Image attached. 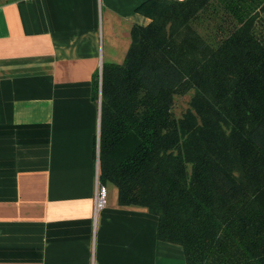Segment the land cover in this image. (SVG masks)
<instances>
[{
	"label": "trees",
	"instance_id": "1",
	"mask_svg": "<svg viewBox=\"0 0 264 264\" xmlns=\"http://www.w3.org/2000/svg\"><path fill=\"white\" fill-rule=\"evenodd\" d=\"M139 11L151 23L93 82L101 184L157 215L158 238L181 245L187 264H264V0ZM190 91L178 118L174 98Z\"/></svg>",
	"mask_w": 264,
	"mask_h": 264
},
{
	"label": "crops",
	"instance_id": "2",
	"mask_svg": "<svg viewBox=\"0 0 264 264\" xmlns=\"http://www.w3.org/2000/svg\"><path fill=\"white\" fill-rule=\"evenodd\" d=\"M149 0H0V264H187L147 207L100 181L104 63ZM101 88V86H100Z\"/></svg>",
	"mask_w": 264,
	"mask_h": 264
},
{
	"label": "rangeland",
	"instance_id": "3",
	"mask_svg": "<svg viewBox=\"0 0 264 264\" xmlns=\"http://www.w3.org/2000/svg\"><path fill=\"white\" fill-rule=\"evenodd\" d=\"M200 31H206V26L203 24L199 29ZM193 91L186 94L176 95L174 100V112L178 118H182L184 114L191 108V99Z\"/></svg>",
	"mask_w": 264,
	"mask_h": 264
},
{
	"label": "built area",
	"instance_id": "4",
	"mask_svg": "<svg viewBox=\"0 0 264 264\" xmlns=\"http://www.w3.org/2000/svg\"><path fill=\"white\" fill-rule=\"evenodd\" d=\"M96 213H98L106 204L107 199V192L106 187H104L101 183H99L98 189H97V198H96Z\"/></svg>",
	"mask_w": 264,
	"mask_h": 264
}]
</instances>
